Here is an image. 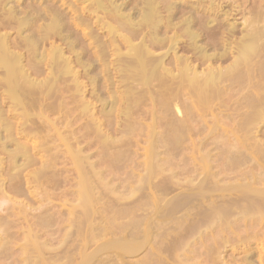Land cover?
Returning a JSON list of instances; mask_svg holds the SVG:
<instances>
[{
    "label": "bare ground",
    "instance_id": "obj_1",
    "mask_svg": "<svg viewBox=\"0 0 264 264\" xmlns=\"http://www.w3.org/2000/svg\"><path fill=\"white\" fill-rule=\"evenodd\" d=\"M257 1L259 0H0V235L5 234L3 232L5 228H1L2 225L8 226L12 222L9 221L10 223L6 224L10 219L8 218L5 221L7 215L10 214H7L5 218L8 211L10 212L11 209L18 210L19 208L18 215L23 218L26 217L28 212V209L26 210V207L22 206L23 204H19V202L17 204L15 200L10 198L11 196L8 195L10 193L6 192L8 191L6 185L9 184L11 191L14 190L15 193H20L24 190L23 184L25 183H36L37 185L41 183L42 186H45V184H49L46 183L49 180L50 183L53 182L56 185L54 187L56 189L59 185L56 183V179L50 177L54 174L49 175L48 173L52 168L51 166H54L53 172L57 168L56 165L51 164L57 161L53 162L59 157V154L61 155V152L63 156L61 159L58 158L60 161L68 160V157H64L65 154H68L70 156L69 160L72 161L71 164L73 163L78 168L76 175H79V177L77 176L79 179H74V181L78 180V189L74 186V183L72 185L77 190L76 192L73 191L76 193L78 202L73 200L75 205L74 211L71 213L74 214L78 211L76 209H79L82 212H79L80 215L85 213L87 216L93 211L91 209L93 204L95 205L94 210L97 211L99 210V208H96L97 205L104 207L106 203H100L105 200L104 195L106 193L104 190L100 191V189H103L101 187H105V185L106 187L110 186L108 184H111L113 178L116 177L112 178L111 183H107L105 181L107 177L101 181V178L98 179L100 172L99 175L97 172L96 179L94 171L97 169L95 167L97 165L92 163L95 158H91V161L89 160L90 157L85 155L98 142V145H100L98 148L103 146L108 150L102 148V151H106L107 154L111 153L107 155L106 152H103L106 156H110L108 160H105L104 157L106 156L104 155V157L102 156L103 159L108 163L111 156H114V159L113 157L111 159L114 163L115 157L118 158L119 156V159L121 158L120 153H123L121 150L123 151L125 148L124 153L127 151L126 145L131 147V143L134 145L137 143L130 142V140L134 136L137 140L140 139L135 133L141 128L142 130L146 129L148 132L146 136V140H148L146 144L149 146L148 158L150 156L155 158V154L159 158L156 148L160 142L161 145H165L163 141H166L168 150L173 145V149L176 152L178 151V154L175 153V157L181 156L183 144L190 142L188 145H191V148H187H190V150H187L190 151V154L186 153L183 148L184 153L189 155H187L188 160L185 158L187 160L185 161L184 159L186 154L180 159L187 163L191 161V167L194 165V169L190 167L191 172L188 167L185 169L189 172L184 170L189 174L188 176L193 174V177L192 175L190 176L192 178L186 176V179L190 178L187 181L179 178L180 181L182 179L184 182H179L177 175L176 178L173 177V180L176 179L177 182L173 183V180H171L174 184H170L174 188L171 192L173 194L177 192V194L170 200L166 201L165 199L168 197H164L163 194L168 193L171 187H168L169 190L166 189L167 191L164 190V192L160 188L159 192L162 195L159 196L165 198L163 199L165 203H161V205L160 201H153L154 203L150 201L149 195L154 197L155 194L152 195L147 192L145 196L148 197L150 202L144 199V205L148 204L147 209L151 208V212L150 210H143L140 219L135 218L136 216L133 217V214L132 217L136 219L135 221L126 217L130 214H125V216L122 214L128 220L131 219L130 224L131 222L133 224L129 225V221L126 219L128 227L126 236L121 238L122 234L121 236L117 235L118 238L117 240L114 239V242L110 241L106 244L104 242L96 251L94 250L95 252L92 251L93 254L89 253V256L87 254L84 256V253H86L84 251L83 259L79 260L78 264H92L95 258L100 257V253L107 252L109 249H111L110 254L107 253L105 260H102V257L101 260H98L99 262L96 260L99 264H125L121 261L125 254L132 255L141 252V250H147V252L143 253L145 255L141 263L136 261L140 264H264V139L261 137L264 135L262 131L264 127V0L262 2L260 0L261 3L259 4ZM246 3H249L250 8L245 6ZM238 16L242 21L241 33L237 28L238 22L236 20H239ZM146 106H150L151 110ZM145 107L148 111H144L143 108ZM57 114L61 117L54 118ZM140 115L143 116V119L140 118ZM51 116L54 119H51ZM136 116H139L140 119ZM144 116L146 119L147 116L149 117L146 121L150 123H142V120L145 119ZM162 116H164V119L160 118ZM165 116L172 118H169V121L167 118V120L165 119ZM160 119L161 123L166 120V123H163L166 124V132L165 126L163 127L159 123ZM79 121L82 122V126L81 129H77L81 131L84 129L97 140L94 142L95 145L91 141L92 146H89V149L85 148L88 149L86 153L85 149L82 152L76 146L74 149L72 145V141L75 140L77 143L79 138H82L83 135L86 136L82 132H78L79 130L71 129ZM158 126L160 128L162 126V131H164L163 133L160 131L162 135H167L166 140L164 137L160 141L161 138L157 137L160 134L156 130ZM155 131L158 132L157 135ZM140 132L142 134L144 130ZM140 132L138 134L143 138L144 134L140 135ZM79 133H82L81 137L77 136ZM199 133L200 135H207H204L203 139ZM117 135L119 137L116 138ZM196 135H199L200 141L195 139ZM201 138L204 141H201ZM88 139L90 141V138ZM88 139H85V141ZM141 139L138 141H141ZM211 140L212 142L209 143ZM89 141L87 142L89 143ZM195 141H198V143H195ZM219 142L221 143L219 144ZM57 143H61L59 149L62 147L67 149L65 154L66 149L63 150L64 152L59 151ZM88 143H85V145ZM129 143L130 145H128ZM54 144L58 151L54 147L52 148ZM208 144L215 145L214 148L217 149L218 155L213 154L215 149L209 150V148H206L209 151L204 152L205 146ZM122 147L124 148L122 149ZM114 148L118 150L117 155L114 153L117 150L111 152L115 150ZM137 148L139 149L138 146ZM137 148L135 147V149ZM173 149H171L172 152L169 150L167 155L173 153V156L175 152H173ZM52 150L57 151L56 154L54 151L52 154ZM109 150L110 152H108ZM127 152L125 154L129 159L130 156L128 157ZM112 153L115 155H112ZM124 153L121 155L122 157L125 155ZM133 153L131 154L134 155L135 153ZM163 155L161 154V156ZM169 155L166 158H169ZM166 158L164 157V160ZM119 159H117V162L121 161ZM157 159L155 158V161ZM178 159L179 157L176 160ZM124 160L122 161L126 162ZM172 160H168V163L167 161L166 163L169 165L170 161L173 163ZM134 161L136 160L134 159ZM157 162L160 163V169L158 163L157 167V164L154 165L152 162V167L154 165L158 168V174L160 172L165 174L168 168L165 169L161 161ZM174 162L179 163L178 161ZM56 163L58 164V161ZM36 164L41 166L37 165V170L33 168L35 171H30L26 175L25 172ZM134 164L131 166L137 165ZM101 165L104 168V162ZM180 165H177L179 169ZM116 166L114 167L117 168ZM161 167L165 169L164 172L161 171ZM172 167L175 168L176 165ZM140 169L139 171L142 170ZM146 170L148 169L146 168ZM170 170L172 172L174 169ZM108 172L107 174H109ZM152 172L155 179L158 174L155 175L154 170ZM152 172H150V169L145 172L147 174H144L141 178L144 179L147 176L145 182L139 179L138 183L141 182L139 185L145 187L152 184L154 189H158L157 178L155 180L157 185L153 184ZM178 172L183 173V171ZM62 173H64L63 170L59 174L60 177H62ZM102 173L104 174V172ZM114 173L112 174L114 175ZM112 174L110 173V175ZM59 175H57L58 180ZM171 175L173 174L170 173L169 175L167 173L170 179H172ZM183 175L184 173L180 177H183ZM49 177L50 179H48ZM133 177L135 176L133 175ZM44 179L47 181H43ZM125 179V185L128 186L127 181L129 178H126V174ZM163 179L165 178L163 177ZM131 184L135 183L132 182ZM160 184L163 186L165 183L160 182ZM63 185L68 186L69 184ZM114 185L115 183L109 188L111 189ZM139 185L138 188L134 185L133 189L127 190L129 195L125 193L126 191H122L120 194L122 195L124 192L129 202L128 196L132 199L131 197L135 193H140L137 192L139 191L137 189L142 190ZM123 187L121 185V188ZM119 189L118 191L114 190L113 194L111 193L117 200L120 199L117 197ZM40 190L44 189L41 188ZM145 190L148 191L149 189ZM116 191L118 193L114 195ZM45 192H42L44 198L47 196V193L44 194ZM66 192L70 191L67 189L64 193ZM15 193H13V198L17 200L19 198H16L18 196ZM42 193H40L39 199L42 198ZM57 193L54 192L56 196ZM67 193L65 194L66 197ZM96 193L103 194L102 198L100 196L101 199L99 198V204L97 205L95 203ZM54 194L50 196L55 197ZM73 195L74 193L70 195L72 199L74 198ZM39 199L35 200L38 201ZM27 200L30 201L31 199L27 198ZM123 200L126 202L125 196L120 199V201ZM137 200L138 198L134 202L137 203ZM48 201L50 200L43 202L47 203ZM57 201L61 202L62 200ZM120 201L118 200V203ZM134 202L127 204L131 205ZM138 202L141 205L142 201L138 200ZM33 203L35 204L34 201ZM52 203L48 202V204ZM41 204L42 206L39 204L37 206L39 209L36 210V213L40 216H36L35 206V209H33L35 215H30L31 218L38 220L39 217L45 216L46 211L44 212V210L46 209H44L43 203ZM140 205L136 207L139 211H142L143 202L141 208ZM126 206L123 207L124 209H120L121 212L126 209ZM103 207L100 209L102 211L97 214V211L95 212L96 216H99L100 212L108 211L107 208L105 210ZM152 207L154 211H152ZM59 209L57 216L61 212ZM41 210H43L42 213H40ZM130 210L132 211V209ZM14 214L15 212L13 214L11 212V215L14 216ZM67 214L64 216L69 218V212ZM51 215H53V218L64 221V223L70 221L62 220L54 214ZM80 215L76 214L78 217ZM90 215V217L93 216L92 213ZM30 216L26 218L30 219ZM50 216L47 219L48 222L51 219ZM64 216L62 218L67 219ZM116 216L120 217V215ZM116 216L114 215V219ZM123 216L121 217L123 218ZM20 217L18 221H20ZM78 217L69 219H71V223L73 222L72 224L76 225L75 220ZM88 217L86 220L83 216L80 218H82V221L91 220ZM103 219L102 217L101 220ZM44 220L46 219H42V223L45 224L46 221ZM94 220H97V218H94ZM14 221L17 220L13 219L11 225L15 226L18 222L15 223ZM58 221L55 220L58 224L54 222V224H48L53 225L51 228L58 227V225H60V229L63 228L61 227L62 222L59 224ZM113 221L111 225H105L110 227V230L105 226L103 229L105 231L109 230L107 232L109 234V232L112 233L111 226H113V229L120 227V230L125 233V230L122 229L123 227L126 228L125 223H117L119 226L115 224L114 227ZM103 222L100 221L101 224ZM30 223L33 224V222ZM86 223L77 224L80 228L82 226L86 228L88 224ZM48 224L46 223L44 227L50 228ZM93 224L94 222L90 226L89 223V226L91 228L98 226L97 223L94 224L95 226ZM101 224L99 226L103 227ZM13 225L9 228L11 229ZM72 226L70 227L72 228ZM78 226H75L76 229H80ZM141 226L143 227L141 228ZM26 227H29V225ZM36 227L35 229H37ZM31 228L33 227L31 226ZM100 230L102 229L100 228ZM100 230L97 228L98 233L95 230L97 234H92L95 231H92V233L89 231L92 235L90 237V234H88L90 243L86 241V247L88 243L91 244L92 240L97 238L95 235L102 237V234L106 233L104 230ZM8 231H6V234ZM83 231L81 233L85 234L86 232ZM32 232H27V235L24 234L26 239L23 236L21 237L23 240H29L26 243L30 244L26 249L23 248L25 250L23 255L27 256L25 259L28 261L32 259V257L30 258L31 255H26L29 253L27 252L29 247L30 249L33 247L34 256L38 255L37 258L36 256L33 258V261H29V264H50L52 261L58 262V264H71L76 259L71 255L72 252L69 253L72 249L74 250V246L72 245L73 247L69 248L71 246L66 242L69 239L63 240L62 238L60 241L69 245H64V248L59 242L57 243L64 248V251L61 247L56 250L57 247L54 245L55 249H51V256L47 263L46 259L49 256L47 253L50 252L46 248L50 247H47L49 244H46V242H51L52 238L41 243L42 240L39 242L41 236L34 235ZM59 232L63 235H60L61 237H74L72 236L73 232L69 233L71 236L66 234L68 237H65V234L61 231ZM59 232L57 233L59 234ZM76 232H78L76 235L79 234L78 230ZM45 233H47V238L57 235V233L54 234L55 232L51 235L50 232L49 234L48 232ZM118 234L120 235V232ZM38 236H40V239H38ZM7 238L10 239V236ZM74 238L77 240V237ZM208 239L214 242L207 245L206 241ZM75 242L79 245L77 242L80 241ZM0 245L3 246V243ZM54 246L52 245V247ZM228 247H231L229 249L232 250V256L228 254L231 261H228L225 256ZM66 248H69L68 253L65 250ZM116 248L120 252L115 254L112 249L115 251ZM79 249L83 252L81 246ZM20 250L23 252L22 248ZM80 250L73 252L78 256ZM46 251L47 253H45ZM239 251L244 256L240 257V255V258H236L237 256L234 255L240 253ZM111 252L115 254V257L113 253V256L111 255ZM29 254H32V252ZM45 255L48 256L44 257ZM69 255L75 259L71 257L69 259ZM101 256H105V253H102ZM64 257L65 259H63ZM252 258H256L255 261ZM63 260L66 262L64 263ZM67 261L69 262L67 263ZM25 263L27 262L25 261Z\"/></svg>",
    "mask_w": 264,
    "mask_h": 264
},
{
    "label": "rangeland",
    "instance_id": "obj_2",
    "mask_svg": "<svg viewBox=\"0 0 264 264\" xmlns=\"http://www.w3.org/2000/svg\"><path fill=\"white\" fill-rule=\"evenodd\" d=\"M259 1H260V0H259ZM259 1H257L258 4L262 2V0H261V2H259ZM246 4H247V5H246ZM246 4H245V6L248 7V6H249V3H246ZM249 8H250V6H249ZM239 18H240V17L238 16V19H239ZM236 21L238 22V24H237V28L240 30V31H239V30H238V31L241 33V30H242V24H241V22H242V21H241L240 19H239V20H236ZM237 22H236V23H237ZM146 107H147L148 109H150V106H146ZM146 107L143 108L144 111H148V109L146 110ZM150 110H151V109H150ZM52 116H53V115H52ZM52 116L50 117L51 119H54V118H57V117H58V118L61 117V115H58V114H57L56 117H54V118H52ZM54 116H55V115H54ZM136 117L139 118V116H136ZM136 117H135V119H136ZM142 117H143V116H142ZM142 117H141V115H140V118H142ZM163 117H164V116H162V117H160V118H163ZM140 118H139V119H140ZM144 118H145V116H144ZM166 118L169 120V118L171 119L172 117H169V118H168V117L165 116V119H166ZM70 119H71V118H70ZM142 119H143V118H142ZM147 119H149L148 116H147ZM147 119L145 118V119H144L145 122H144V120H142L143 122H142V121H141V122H142L143 124H145V123H146V124L150 123V122L146 121ZM163 119H164V118H163ZM163 119H162V121H164ZM167 119H166V120H167ZM166 120H165V121H166ZM117 121H118V120H117ZM149 121H151V120H149ZM160 121H161V119L159 120V123H160V125L162 124L163 127L165 126V127H164V129H165V128H166V124H165V125L163 124L165 121L162 122V123H161ZM169 121H170V120H169ZM80 122H81V121H79V123H80ZM79 123H75V124L73 125L74 127L71 128V129H72V130H75V129H76L77 131H78L79 129H81L82 122H81V125H80ZM139 123H140V122H139ZM165 123H166V122H165ZM160 125H159V126H160ZM139 126H140V124H139ZM142 126H144V125H142ZM159 126H158V128H157L156 130H157L158 132H160V134H158V132L156 133V131H155V133H156V135H157V134H158V135H161V136H158V135H157L158 138H161V139H159L160 141H162V139H163L164 137H165L164 139L166 140L167 135L165 136V135L163 134V135H164V136H163V135L161 134V131H162L163 128H162V126H161V128H160ZM75 127H76V128H75ZM77 128H79V129H77ZM139 128H140V127H139ZM263 128H264V127H263ZM263 128H262V131H263V133H264ZM82 130H83V131L79 130L78 132H82V133L85 134L86 136L88 135V137H86V136L83 135L82 138H79V139H78V142H77V143H76L75 140L72 141V145H73L74 149H75V146H76V148H77L78 150L80 149V150H82V152H84L83 150H84L85 148H88V149H89V148H90L89 146H92L91 141H92V143H94V142H96L97 140L92 136V134L86 132L84 129H82ZM139 130H140V131H143V130H144V132H145L146 134H145L144 132H142V134H141V132H140ZM143 130H142L141 128L138 129V131L140 132V135H143V134H144V135H143V138H142V136H139V134H138L139 132H138V131H137L138 133L135 131V132H136L135 135H137L138 137H140V139L142 138V139H141L142 142H141V141H138V140H140V139L138 138V140H137V139L135 138L136 136H134V137H132V138H131V136H130V138L132 139V140H130V142L134 141V143H136V142H137V143H136L135 145H134L133 143H131V144L133 145V146L131 145V147L126 145V149H127V151H128V152H127V151H126V152H127V154H128V157L130 156L129 159L126 157V156H127V155L125 154L126 152L124 153V149H125V148L122 147V149H123V148H124V149H123V151L121 150V152H123L125 155L122 157L121 155H122L123 153H120L121 155L119 154L120 157H121V158H120L121 161H120V162H119V161L117 162V159H119V156H118V158L115 157L116 160H115L114 163H113V162H112L113 160L111 161V159H112V157H113V159H114V156H111L110 161H108V163H107L105 160H108V158H109L110 156H106L105 154H107V152H106V151H102L103 149H106V148H103V146H101L100 148H98V147L100 146V145H98V144H99L98 142L96 143L97 146L95 145V143L93 144V145H95V146H93V147H91V148L89 149L90 152L87 151L88 153H87L86 155L83 154V155H85V156H89V157H90L89 160H91V158H95V160H93V161L91 160V161H92V163H95V165H97V166H95V167H97V169L95 168V169H96V170H95L96 172L94 171V173H95V175H96V179H97V176L99 175V172H100V175L98 176V179L101 178V181H102L103 179L105 180V178L107 177L106 180H105L107 183H111L110 181L112 180V178H113V177H116V178H113L111 184H108V185H110V186L107 185L108 187H106L105 184H107V183H105V181H104L105 184L102 182L103 185H105L106 189H105L104 186H102L101 188H103V189H100V191L104 190L107 196L104 195V198H105V200L103 201L104 203L102 202V200H103V199H102V200H101L102 203H100V204H105V203H106V204H105L106 206L104 205V207H103L102 205H97V204H99L98 202H99V200L102 198L103 194H99V193H98V194L96 193L97 195L95 194V200H96L95 203H96V205H97L96 208H99V210H98V211H97V210H94L95 205L93 204V208H91V209H93V211L91 212V213L93 214V216H92L93 219H92V217H90V216H91V215H90L91 213H89L87 216H86L85 213H83L82 215H80V213H82V212H80L79 209H76V210H78V211H76V212H74V214H72L73 211H74V205H75V204L73 203V200L78 202V200H77L78 198H77L76 193H75V192L77 191L76 188H77V186H78V182H77L78 180H75L76 182L74 181V179L77 178V176L79 177V175H76L77 172H78V171H77L78 168H77L73 163L71 164L72 161L69 160V159H70V158H69L70 156H69L68 154H65V153L67 152V149L64 148V147H62L63 149H62V148H60V149L58 148V147L61 145V143H57V144H56V145H58V146H57V149H58L59 151H63L64 149H66L65 152L63 151L64 154H65L64 157H66V158L68 157V160H69V161H68L67 159H64V160H63L64 157L62 158L63 161H60V160H59V159H61V157L63 156V154H62V152H61V155L59 154V157H60V158H59V157H58L59 159H58V158H57V159L54 158L55 160L53 161V162H55V161L57 160L59 165L56 163L57 161H56L55 163H52V164H51V165H53V164L56 165L55 167H57V168H56L57 170L55 169V171H54L55 173H54V172L52 171V170H54V166H51L52 168H50V171H49V173H48L49 175L54 174L55 177H54V176H50V177H51V179H52V178L56 179L57 182H56V181H55V182L59 185V186L56 188L57 190L54 188L56 185H55L53 182L50 183L51 181L49 182L48 179H50V177H49L48 179L46 178V179L48 180V182H46L47 180H45V179H44L43 181H45L46 183L52 184V185H54V186L49 185V184L46 185V184L43 183V182H42V183L45 184L46 187H45L44 185L42 186L41 183H40V184L38 183L39 185H37L36 183H35V184H34V183H33V184H32V183H31V184H27V183H25V184H27V185L23 184V188H24V190H22L20 193H15L14 190L11 191V189H9V184H7L6 186H7L8 191H6V192H8V193H10V194H11V193H12V194L15 193V195L17 194L16 196H18V197H16V198H19V199L16 200L15 198H13V197H14V194H13V196H12V194L10 195V194L7 193L9 196H11L10 198L13 199V200H15V202H17V204H18V202H19V204H23L22 206H25V207H26V210L28 209V210H27V211H28V212H27V215H28V216L26 215V217H29V216L32 215V214L35 215L36 210L39 209L37 206H39V204H40V206H42L41 203H43V205H44V209H46V210H44V212H45V211H46V212L51 211V212H48V213L45 212V214L43 213L45 216H41L42 218L39 217V218L41 219V221H39V222H41L40 224H43V225H41V226H40V224H39V222H38V220H40L38 217H37L38 220L35 219V218H31L32 216H30V219H28V218H26V217H24V218H23V217H20V216L18 215L19 208H18V210H17V209H16V210H12V209H11L12 211L10 210V212L8 211V213L5 214V218H6V215L10 213L9 215H7V218L5 219V221H6L8 218H10V219H8L7 223L5 222L6 224L10 223L9 221H12V222H13V219H14V220H17L16 222H18V223H16V222L14 221L16 224L14 223L15 226L12 224L13 227H12L11 229H10L9 227L12 226V225H11L12 222H11L8 226H6V225H2L3 227H1V228H3V229L5 228L4 230H6V231H8V230H10V231H8L7 234H6V231L3 230V232H5V234H1V235H0V240H2V241H0V242L3 243V246L0 245V246H1V249H0V250H1V252H2V250H4V251H3L4 253H3V252H2V253L0 252V253H1L0 256H2V258H0V259H2V260H0V264H24L25 261L29 264L31 261H33V258H35V256H36V258H37L38 255L36 254V255L34 256V254H33V253L35 252V251H33V247H32L31 249H30V247H29V250L27 251V252H29V253L32 252L33 256H32V254H29V253L26 252V253H27L26 255H31L30 258L32 257L31 260L29 259L30 262H29L28 260L25 259V258H27V256H25V254L23 255V253L25 252V250H24L23 248L26 249V247L30 246V244H27V243H26L27 241L29 242V240H25V239H26V236L24 237V234L27 235V232H28V233H29V232H32V231H33L32 229H35L36 226H37V227H36L37 229L39 228V229H38L39 231H38L37 229H35V230L33 231V232H35V233L32 232V234H34V235H40V236H41V239H40V236H38V237H39L38 239H40L39 242H41V240H42L41 243H44L43 241L46 242L47 240H50L49 238H52V239H51L52 244H51L50 241H49L50 243H49V242H46V244H49V246L47 245V247H50V248H46V249H49V250H47L48 252H50V251L52 252L51 249H55V246L57 247L56 250H59V249H60L59 247H61L62 245H63V247L65 248L64 245H69V244H70L71 247H69V248H72V247L74 246V247H73L74 250H73V249H72V250L70 249L71 251H69V253L71 254V252H72L71 255H73L76 259H75L74 257H71L70 255L68 256V258L71 257V258L75 259V260L72 261V263L74 262L73 264H78L79 260H82V259H83L82 255H83L84 251H86V253H84V256H85L86 254H87V256H89V253H90V254H93L92 251H94V250L96 251V249H98L99 246H101L104 242H105L104 244H106V242H110V241L112 242L114 239L117 240L118 236H121V234H122L121 238L125 237L126 234H127V231H128V227H127V224H126L127 222H126V221H127L129 218H132V220L135 221L136 219H133V217L136 216L135 218L140 219V218H141L140 216L143 215V212H144L143 210H148V211L150 210V212H151V208H148V209H147V205H148V204H145V205H144V199H145V201H147V202H148L149 200L152 201V202H153V201L155 202L156 200H157V201H160V205H161V203H163V204L165 203V201L163 200V199H165L164 197H168L167 199H165L166 201H167V200H170L171 198H173V196H175V195L177 194V192L174 193V194L171 192L172 190H174V188H173V186H170V184L174 185L173 183H176V182H177L176 179L173 180V177H175V176L177 175L176 177H177V180H178L179 182H181L182 179H183L184 181H187V180H189L190 178L193 177V174H191L192 177H190L191 175L188 176L189 174H187V172H189V171H187V169H185V168H187V167H188V168L191 167V161L189 160L190 162L187 163V162L181 161V159H180L182 156H185L184 154H186V153H189V154H190V151H187V150H190V148H191V145H188V144H190V142H189L190 140L188 141V142H189L188 144H186V142L183 144L182 147L184 148V150H185L186 153H184V150H183V148H182L181 153L183 152V154L180 153L181 156L178 155V157H179L180 160H179V159L176 160L178 157H177V156L175 157V153H177L178 151L176 152V151L173 149V148H174L173 145H172L173 147L171 146L169 150L173 149V152L175 151V152H174V155H173L174 157L172 156L173 153H172V154L169 153V154H170V155L168 154V155H169V158L172 156L171 159L166 158V157H168L167 153L169 152V150H168V146H167V144H166V141H163V143L165 142V145H166L167 148H166V147L164 148L165 145H161V142H160V143L157 145V148H158V147H159V148H158V149L156 148L157 153L159 154V158H160L161 154H162V155L164 154L165 156H164V155L161 156V158L163 159V160H162L161 158L159 159V158L157 157V156H158L157 154H155L154 157H155L156 159L158 158V159L155 161V158H153L152 156H150V158H148V157H149V155H148V147H149V146L146 144V142L148 141V140H146V136L148 135V134H147L148 132H147L146 129H143ZM160 130H161V131H160ZM163 131H164V130H163ZM163 131H162V133H163ZM165 132H166V129H165ZM82 133H79L80 135L78 134L77 136H78V137H79V136L81 137ZM89 135H90V137H89ZM199 135H200V133H199ZM199 135H196V136H195V139H196V140H197V139H198V140L200 139ZM204 135L206 136L207 134H202V135H200V136L203 137V139H204V137H205ZM144 136H145V138H144ZM92 137H93V140L91 139ZM115 137L117 138V137H119V136L117 135V136H115ZM196 137H197V138H196ZM261 137L264 139V135H262ZM88 138H90V141H89ZM133 138H134V139H133ZM262 138H261V139H262ZM85 139H88L87 141H89L90 145H88L89 143H88L87 141H85ZM203 139L201 138V141H202ZM263 139H262V140H263ZM144 141H145V143H143ZM199 141H200V140H199ZM203 141H204V140H203ZM196 142L198 143V141H195V143H196ZM207 142H208V141H207ZM211 142H212V140H211L209 143H211ZM74 143H76V144L74 145ZM85 143H88V144L85 145ZM138 143H139V144H138ZM220 143H221V142H219V144H220ZM78 144H79L80 146H79ZM141 144H142V145H141ZM143 144H144V145H143ZM54 145H55V144H54ZM54 145H52V148L54 147V149L57 150V149L55 148L56 145H55V146H54ZM128 145H130V143H129ZM145 145H146V146H145ZM168 145H169V144H168ZM208 145H209V144H208ZM208 145L205 146L204 152H206V150L209 151V150L215 149V148H214L215 145L210 144V145H209L210 147H209ZM212 145H213V146H212ZM223 145H224V144H223ZM223 145H221V146H223ZM82 146H83V147H82ZM86 146H88V147H86ZM137 146L139 147V149L137 148ZM169 146H170V145H169ZM207 146H208V147H207ZM211 146H212V147H211ZM60 147H61V146H60ZM79 147H80V148H79ZM81 147H82V148H81ZM94 147H95V148H94ZM135 147H136L137 149H135ZM141 147H143V148H141ZM188 147H190V148L187 149ZM93 148H94L95 150H94ZM97 148H98V149H97ZM102 148H103V149H102ZM130 148H131V149H130ZM162 148H163V150H162ZM206 148H209V150L206 149ZM88 149H85V153H86V150H88ZM91 149H93V150H91ZM99 149H100V150H99ZM101 149H102V150H101ZM114 149H115V148H114ZM142 149H144V150L142 151ZM159 149H160V151H159ZM164 149H165V150H164ZM166 149H167L168 151H167ZM58 150H57V151H58ZM106 150H108V149H106ZM111 150H113V149H111ZM116 150H117V148H116L115 150L111 151V152H114V151H116ZM139 150H140V151H139ZM156 150H155V152H156ZM53 151H54V150H52V152H51L52 154H53ZM57 151H54L55 154H56ZM91 151H94V152H91ZM129 151H131V152H129ZM165 151H167V152H165ZM101 152H102V153H101ZM103 152H106V153L103 154ZM108 152H110V150H109ZM119 152H120V151H119ZM133 152H134L135 154H134ZM164 152H165V153H164ZM170 152H172V150H171ZM100 153H101V155H100ZM114 153L117 155V154H118V150H117L116 152H114ZM114 153H112V155H113ZM131 153H133L134 155H132ZM137 153H138V154H137ZM139 153H140V154H139ZM214 153H215V155H216V154L218 155L217 149H215V151L213 150V154H214ZM90 154H91V155H90ZM94 154H95V155H94ZM96 154H97V156H96ZM102 154H103V155H102ZM109 154H111V153H109ZM109 154H107V155H109ZM115 154H114V155H115ZM177 154H178V153H177ZM177 154H176V155H177ZM219 154H220V153H219ZM92 155H94V156H92ZM99 155H100V156H99ZM104 155H105L107 158L104 157ZM156 155H157V156H156ZM187 155H188V154H186V157H184V159L186 158V159L188 160ZM98 156H99V158H98ZM102 156L105 158V160L103 159ZM131 156H133V157H134V156H135V157L137 156L136 158L134 157V159H135L136 161H134V159L132 160L133 157H131ZM144 156H145V157H144ZM188 156H189V155H188ZM101 157H102V158H101ZM125 157H126V159H128L127 161H126ZM143 157H144V159H142ZM164 157H165L166 159H168V160H172V159L174 158V160H172L173 163L170 161L171 163L169 162V165H168V164H167V163H168V160H166V159L164 160ZM140 158H141V159H140ZM152 158L154 159V161H155L156 163L152 160ZM175 158H176V159H175ZM101 159H102V160H101ZM120 159H119V160H120ZM124 159H125V160H124ZM186 159H185V161H187ZM189 159H190V158H189ZM66 160H67V161H66ZM122 160L126 161L127 163H126V162H123ZM129 160H131V161H129ZM147 160H148V161H147ZM91 161H90V162H91ZM98 161H99V162H98ZM142 161L145 163L146 166H148V167L150 166V168L146 167ZM157 161H161V163L163 164V166L165 167V169L168 168V169L166 170L165 174H164V173L162 174V172H160V170H159L160 173H159V174L157 173V172H158V171H157V170H158V168H157V167H158V164H159V169H160V163L157 162ZM163 161H165V163H166V161H167V163L165 164V163H163ZM174 161H178L179 163L174 162ZM96 162H97V163H96ZM103 162H104V168L102 167L103 165H101V163H103ZM105 162H106V163H105ZM109 162H110V164H109ZM138 162H139V163H138ZM152 162H153V163H152ZM69 163H70V165H69ZM111 163L114 164V165H112ZM116 163H117V164H116ZM118 163H121V164H118ZM123 163L125 164L126 167L124 166ZM134 163H136L137 165L134 166V165H135ZM141 163H142V165H141ZM149 163H150V164L152 163V164H154V165H156L157 163H158V164H157V167H155L154 165H153V167H152V164L150 165ZM189 163H190V164H189ZM132 164H134V165L131 166ZM148 164H149V165H148ZM162 164H161V166H162ZM179 164H181V165H180V169H181V170H180V169L178 168V166H177V165H179ZM184 164H187L188 166H187V165L185 166ZM37 165H40V164H36V165L30 167V168H32V169L29 168L28 171L25 172V174L27 175L30 171H35L34 169L37 170V169H38V168H37ZM66 165H67V166H66ZM100 165H101V166H100ZM105 165H106L107 169H105V168H106ZM108 165H109V167H110V166H111V167L113 166V167H112V168L110 167V169H109ZM116 165H117V166H116ZM121 165H122V166H121ZM138 165H139V167H138ZM140 165H141V166H140ZM175 165H176V167H175ZM189 165H190V166H189ZM192 165H193V164H192ZM40 166H41V165H40ZM40 166H38V167L40 168ZM58 166H59V167H58ZM74 166H75L76 168H75ZM114 166H116L117 168H115ZM142 166H143V167H142ZM144 166H145V167H144ZM172 166H174L175 168H173ZM181 166H182V168H181ZM98 167H99V168H98ZM118 167H119V169H120V168H121V169L119 170ZM122 167H123V168L125 167V168H124L125 170H124ZM134 167H135V168H134ZM151 167H152V168H151ZM154 167H155V168H154ZM33 168H34V169H33ZM126 168H127V170H126ZM129 168H130L131 170H130ZM139 168H141L142 170L140 169L141 171H139ZM146 168H147L148 170H146ZM161 168H162V167H161ZM169 168L172 169V170L174 169L173 171H175L174 173H176V174L174 175L173 171L171 172V170H170ZM176 168H177V169H176ZM191 168L194 169V165H193V167H191ZM191 168L188 169V170H190V172H191ZM101 169H102V171H101ZM128 169H129V170H128ZM149 169H150V172H152V171L154 170V172H156L155 175H156V174L160 175V176L157 175V177L155 176V177L157 178V180H158L156 183L159 184V188H158V189H157V188L154 189V188L152 187V186H153L152 184H151V185H147L148 187L145 186V187H146V188H145L143 185H142V186L139 185L141 182L138 183V182H139V179L143 178L144 174H147V173H145V172H148ZM152 169H153V170H152ZM165 169L162 168L161 171L164 172ZM182 169H183V170H182ZM59 170H60V171H59ZM62 170H63L64 173H62V174H61L62 177H60L59 174L61 173ZM98 170H99V171H98ZM106 170H107V171H106ZM116 170H117L118 172L122 171L123 173H122V172L118 173ZM184 170H186L187 172H185ZM75 171H76V172H75ZM108 171H109V172H108ZM115 171H116V172H115ZM127 171H128L129 173H126ZM131 171H132V172H131ZM168 171H169V172H168ZM178 171H183V173H184L185 176L183 175V177H180V176H182L183 173L178 172ZM56 172H57V173H56ZM58 172H59V173H58ZM97 172H98V175L96 174ZM102 172H104V174H103ZM107 172H108L109 174H107ZM114 172H115V173H114ZM143 172H144V173H143ZM74 173H75V174H74ZM101 173H102V174H101ZM105 173H106V174H105ZM110 173H111V174L114 173V175L112 174V175H113V176H112V175H110ZM121 173L123 174V176H122ZM132 173H133V174H132ZM167 173H168L169 175H170V173L173 174V175H171V176H172V177H171L172 179H170V177L167 176ZM180 173H181V175H179ZM55 174H56V175H55ZM63 174H64V175H63ZM73 174H74L75 176H74ZM78 174H79V173H78ZM125 174H126V178H127V179L129 178L128 181H127V185H128V186L125 185V181H126V179H125ZM135 174H137V175H135ZM148 174H150V173H148ZM161 174L164 175L163 177H164L165 179H163V177H162ZM57 175H59V176H58L59 180L57 179ZM95 175H94V176H95ZM103 175H106V176H103ZM108 175H109L110 177H109ZM115 175H116V176H115ZM120 175H121V176H120ZM128 175H129V177H128ZM133 175H134L135 177H133ZM138 175H139V176H138ZM102 176H103V178H102ZM119 176H120V177H124V178H120ZM136 176H138V177H136ZM151 176L153 177V184H154L156 178L154 179L153 172L151 173ZM186 176H188V177H190V178L187 177L188 179H186V178H185ZM66 177H67V178H66ZM92 177H93V176H92ZM118 177H119V178H118ZM132 177H133V178H132ZM146 177H147V176H146ZM146 177H145V178H146ZM160 177H161V178H160ZM166 177H167V179H166ZM176 177H175V178H176ZM62 178H63V179H62ZM65 178H66V179H65ZM109 178H110V179H109ZM131 178L133 179V181H132ZM137 178H138V179H137ZM145 178H144V179H141L140 181H144V182H145ZM168 178H169V179H168ZM179 178H182L181 181L179 180ZM54 179H53V180H54ZM61 179H62V180H61ZM64 179H65L66 181H65ZM77 179H79V178H77ZM115 179H118V180H115ZM123 179H125V180H123ZM92 180H93V179H92ZM99 180H100V179H99ZM121 180H122V181H121ZM129 180H130V181H129ZM137 180H138V181H137ZM161 180H162V181H161ZM169 180H170V181H169ZM171 180H173V183H172ZM41 181H42V180H41ZM41 181H40V182H41ZM108 181H109V182H108ZM115 181H116V182H115ZM123 181H124V182H123ZM131 181H132L133 183H135V184H131V183H132ZM134 181H136L138 184H137L136 182H134ZM159 181H160L161 183L163 182V183H165V184L162 186V184H160ZM168 181H169V182H168ZM184 181H182V182H184ZM119 182H120V183H119ZM128 182H129V183H128ZM166 182H167V183H166ZM196 182H197V181H196ZM61 183L65 184V185H68V184H69L70 186H69V185H68V186H64V185L61 184ZM66 183H67V184H66ZM71 183H72V184H71ZM73 183H74V186H75L76 188H73V187H72ZM114 183H115L114 187L112 186V188L110 189L109 187H111V185L114 184ZM116 183H117V184H116ZM156 183H155V184H156ZM136 184H137V186H136ZM142 184H144V183H142ZM157 184H156V185H157ZM168 184H169V186H167ZM34 185H35V186H34ZM40 185H41V186H40ZM121 185L124 186V187H123L124 189L121 188ZM129 185H130V186H129ZM134 185H135L137 188H138V185L141 186V189H142L143 191L140 190V189L135 188V189L139 190V191H137V192H140V193H138V194L135 193V195L131 197L133 200L130 199V196H128V197H129V202H128V200H127V199H128V198H127V195H129V194L127 193V190H131V188L133 189V188L135 187ZM32 186H33V187H32ZM36 186H38V188H36ZM39 186H40V187H39ZM47 186H48V187H47ZM125 186H126V187H125ZM133 186H134V187H133ZM150 186H151V187H150ZM25 187H26V188H25ZM27 187H28V188H27ZM61 187H63V188H61ZM64 187H66V188L64 189ZM70 187H72V188H70ZM116 187H117V188H116ZM119 187H120L121 190L119 189ZM168 187H169V188L171 187L172 189L170 188V190H169ZM39 188H40V189L43 188L44 190H40ZM45 188H46V189H45ZM47 188H48V189H47ZM49 188H51V189L54 188V189H53V190H51V189L49 190ZM69 188H70V189H69ZM108 188H109V189H108ZM115 188H116V189H115ZM125 188H126V190H125ZM139 188H140V187H139ZM144 188H145V189L148 188L149 190L146 191ZM160 188H162V190H161ZM67 189H68V191H70V192H68V193L66 192V193H67V197H66V196H65L66 193H64V192L67 191ZM77 189H78V188H77ZM107 189H108L109 191H108ZM118 189H119V193L117 192ZM159 189H160L162 192H164V190H166V189L169 190V192H168L169 194L166 193L168 196H167L166 194H165V195L163 194L164 197H163V196H159V195H162V193L159 192ZM46 190L49 191V192H47ZM54 190H56V191H54ZM61 190H62L63 192H62ZM71 190H72V191H71ZM73 190H74L75 192H74ZM111 190H112V191H111ZM114 190H117L116 193H115L114 195H116V194L118 193V194H117V195H118L117 197L120 198V199H123V197L125 196V197H126V202H124L125 200L120 201V199H118V200L121 202V204H120V202L118 203L117 198L115 199V196H112V195H111L112 192H115ZM152 190H153V191H152ZM167 190H166V191H167ZM45 191H46V192H45ZM58 191H61V192H58ZM100 191H99V192H100ZM122 191H124V192L126 191L125 193H126L127 195H124V192H123L122 195H121L120 193H121ZM157 191H158L160 194H159ZM166 191H165V192H166ZM42 192H45L44 194L47 193V194H46L47 196H46L45 198H44V195H43ZM50 192H51V193H50ZM54 192H55V194L58 192V193H57L58 195L56 196V195L54 194ZM128 192L130 193V191H128ZM145 192H146V193H145ZM147 192H148V193H151L152 195L155 194V196L152 197L151 195H149V200H148V197L145 196V194H147ZM156 192L158 193V196H157V193H156ZM170 192L172 193V195H171ZM173 192H175V191H173ZM40 193H42V195H43V196H42L43 199L40 198V199H42V200H41L42 202H41L40 199H39V196H41ZM49 193H50V194H49ZM59 193H60V194H59ZM62 193H63V194H62ZM69 193H70V194H69ZM73 193H74V195H73L74 198L72 199V197H70V195H72ZM37 194H38V195H37ZM51 194H54L55 197H54L53 195L50 196ZM68 194H69V195H68ZM112 194H113V193H112ZM119 194H120V196H121L122 198L119 196ZM136 194H137V195H136ZM19 195H20V197H19ZM62 195H64V196L62 197ZM123 195H124V196H123ZM27 196H28V197H27ZM31 196H32V197H31ZM48 196H50L51 198L48 197ZM68 196H69V197H68ZM97 196H98V199H97ZM100 196H101V198H100ZM30 197H31V198H30ZM52 197H53V200H52ZM58 197H59V198H58ZM141 197H142L143 199H140ZM20 198H21V200H20ZM27 198H28V199H31V200L29 201V200H27ZM34 198H35V199H39V200L37 201V200H35ZM57 198H58V199H57ZM61 198H62V199H61ZM99 198H100V199H99ZM134 198H135V199H134ZM137 198H138L139 201H142V202H143V205H142V202H141V205L143 206L142 211H139L138 208H137V207L140 205V204H139L140 202H138V200H137V203H138V204L134 202V200L136 201ZM25 199H26V200H25ZM48 199L50 200V201H48V202H50V203L53 202V203H52V204H48V202H47V203L43 202V201H45V200L47 201ZM54 199H56V200H54ZM69 199H70V202H69ZM124 199H125V198H124ZM18 200H19V201H18ZM32 200L35 202V204L33 203ZM57 200H60V201L62 200V201H61V202H58ZM131 200H132V201H131ZM39 201H40L41 203H40ZM65 201H66V202L68 201L69 204H68V202L66 203ZM150 201H149V202H150ZM64 202H65V203H64ZM77 202H76V204H77ZM116 202H117V203H116ZM123 202H124V203H123ZM130 202H134V204H131V205H130V204H127V203H130ZM147 202H145V203H147ZM154 202H153V203H154ZM54 203H56V204L54 205ZM107 203H108V204H107ZM122 203H123V204H122ZM32 204H33L34 207L32 206ZM45 204H46V206H45ZM47 204H48L49 207L47 206ZM118 204H119V205H118ZM124 204H125V205H124ZM135 204H137L138 206L135 205ZM149 204H150V203H149ZM50 205H51V206H50ZM57 205L60 207V209H59V207H58ZM123 205H124V206H123ZM126 205H127V206H126ZM129 205L132 206V207H130ZM133 205H135V206H133ZM141 205H140V208L142 207ZM150 205H151V204H150ZM35 206H36V209H35ZM54 206H55V207H54ZM125 206H126V209H125L124 211L121 212V210L124 209ZM136 206H137V207H136ZM145 206H146V208H145ZM25 207H24V208H25ZM45 207H46V208H45ZM102 207H103L104 209L107 208L108 211H109V213H108V211H104V212H100V213H102V214L99 213V216H98V215L96 216V215H95V212L97 211V212H96V214H97L99 211H102V210H100ZM123 207H124V208H123ZM129 207H130V208H129ZM40 208H41V207H40ZM52 208H53V209L55 208V209L53 210ZM96 208H95V209H96ZM127 208H129V209H127ZM33 209H35V213H34V210H33ZM51 209H52V210H51ZM58 209H59L61 212L63 211L64 214H63V212H62V213L60 212V213H58L59 215L57 216V211H58ZM80 209H81V208H80ZM82 209H83V208H82ZM104 209H103V210H104ZM120 209H121V210H120ZM130 209H132V211H131ZM47 210H48V211H47ZM67 210H68V211H67ZM105 210H106V209H105ZM140 210H141V209H140ZM32 211H33V212H32ZM42 211H43V210H41L40 213H42ZM83 211L86 212L85 209H83ZM152 211H154V210H153V207H152ZM11 212H12V214H13V212H15L14 216H15L16 219L14 218L13 215H11ZM37 212H38V211H37ZM53 212H54V213H53ZM58 212H59V211H58ZM68 212H69V216H70V213L72 212V213H71V216H70L69 218H72V219H73V218H75V217H78V216H76V214H77V215H80V217L83 216V218H85V220H86V218L89 216L88 218L91 219V220L85 221V220L83 219L84 221H82V218H80V217H78V218H80V219H78V218H76V220L74 219V220H75L77 223H79L80 225H82L83 222H87V223H88V224L86 223L87 225L85 224V225H86V228H85L84 226H82V227L80 228V227L78 226L77 223H76V225L72 224L73 222L71 223V219H69V218L67 217V216H68V214H67ZM79 212H80V213H79ZM117 212H118V214H117ZM55 213H56V214H55ZM103 213H104L105 215H104ZM46 214H47V216H46ZM50 214H54L55 216L60 217V219H62V220H70V221H67L68 223H67V222L64 223V221H60L59 218H53V215L50 216ZM62 214H63V215H62ZM65 214H67V216H64ZM84 214H85V215H84ZM122 214H124V216H125V214H130V215H126V217H128V219H127V218H125ZM131 214H132V215H131ZM133 214H134V216H133ZM16 215L18 216V218H17ZM72 215H74V217H72ZM114 215H115V216H116V215H120V217H119V216H116V218H115V219H116V223H115ZM11 216H13V217L11 218ZM36 216H40V215H38V214L36 213ZM49 216H50L51 219H50V221L48 222L47 219H49ZM62 216L66 217L67 219H65V218L63 219ZM104 216H105V217H104ZM106 216H107V217H106ZM121 216H123V218H122ZM129 216H131V217H129ZM132 216H133V217H132ZM19 217H20V221H18V220H19ZM33 217H34V216H33ZM47 217H48V218H47ZM98 217H99V218H98ZM102 217L104 218L103 220H101ZM112 217H113V218H112ZM44 218L46 219V220H44V221H46L45 224H44V222L42 223V219H44ZM94 218H95V219L97 218V220L99 219L101 222H103V221H104V222L101 224L99 220H98V221H97V220H94ZM100 218H101V219H100ZM117 218H118V219H117ZM124 218H125V219H124ZM21 219H24V220L26 219V221H24V220L21 221ZM31 219H32V220H31ZM77 219H78V220H77ZM111 219H112V221L114 220V221H113V225H114V227H115V224H117V223H118V224H121L122 222L125 223V226H126L127 229L124 228V227L122 226V227H123L122 229L125 230V233H124L123 231L120 230V227H115V228H117V229L119 228V229H118V231L120 230V231H119V232H120V235H119V234H118L119 232L117 231V229H115V228L113 229V226H111V228H112V233L109 232V234H108L107 232L110 230V227H108V226H109V224L111 225V223H112ZM122 219H123V220H122ZM126 219H127V220H126ZM29 220H31V221H29ZM55 220H56V221L59 220V221H58L59 224H61L60 222H62L61 227H63V228H61V229H64V228H65V229H64V230H61V229L59 228L60 225H58V227L55 226V228H54V227L51 228L53 225H49L48 223H52V224L57 223V222H55ZM79 220H81L82 222L80 223ZM130 220H131V219H130ZM130 220H128V221H129V225L132 224V222H131V224H130ZM23 221H24V222H23ZM91 221H92V222H91ZM19 222H20V223H19ZM25 222H27V223H25ZM30 222H33V224L31 225ZM53 222H54V223H53ZM93 222H94L95 225H96V223H97L98 226H99V224H101V226H103V227H100V226H99V227H100L102 230H100V228H99L97 225H96V226H97V227H96L94 224H93V226H95V227H92V228H91L90 226H92V223H93ZM95 222H96V223H95ZM98 222H99V223H98ZM5 223H4V224H5ZM22 223H23L24 225H23ZM35 223H36V224H35ZM46 223L48 224V226H50V228L44 227V225L46 226ZM74 223H75V222H74ZM89 223L91 224L90 226H89ZM57 224H58V223H57ZM65 224H66V225H65ZM70 224H72L73 226L70 225ZM106 224H107L108 226H105ZM118 224H117V225H118ZM10 225H11V226H10ZM25 225H26V226L29 225V227H26ZM63 225H64V226H63ZM122 225H123V224H122ZM129 225H128V226H129ZM132 225H133V224H132ZM31 226H32L33 228H31ZM65 226H66V227H65ZM70 226H72V228H71ZM75 226H78L80 229H78V228L76 229ZM104 226L107 227V228H109V230L105 231V230L103 229V228H105ZM118 226H119V225H118ZM120 226H121V225H120ZM40 227H41V228H40ZM43 227H44L45 229H44ZM142 227H143V226H141V228H142ZM8 228H9V229H8ZM57 228H58L59 230H58ZM73 228H74V229H73ZM83 228H85L86 230L83 229ZM87 228H90V229H87ZM93 228H94V229H93ZM97 228H98L100 231H103V230H104L108 235H107L106 233H105V234H102V235H103L102 237H99V236H96V235H95V237H97V238H96V239L93 238V239H95V240H92L93 242H91V244H89V243H90V242L88 241V240H90V239H89V236H88V234H90L89 231H91V233H92V231H95V230L97 231ZM107 228H106V229H107ZM133 228H134V227H133ZM47 229H48V230H47ZM53 229H55V230L53 231ZM75 229H76V231L78 230V231H79V234H81V235H79V234L76 235V233H78V232H76ZM81 229H83V230H85V231H83V230H81ZM92 229H93V230H92ZM21 230H22V231H21ZM43 230H44V231H43ZM87 230H88V231H87ZM114 230H116L118 233L115 232ZM23 231H25V232H23ZM36 231H38V232H36ZM51 231H53V232H51ZM59 231H61V233H64V234H65V237H68L66 234H69V233H72V232H73V233H72V236L77 237V240H76L74 237H72V238L70 237V238L73 240V241L71 242V241H70V240H71L70 238H64V237H61L60 235H62V234H60ZM82 231H83V232H86V233H85V234H84V233H81ZM96 231H95L94 233H92V234H95ZM241 231H243V230H241ZM241 231H240V232H241ZM17 232H18V233H17ZM45 232H48V234H49V232H50V235L53 234L54 232H55L54 234H56L57 232H59V234L57 233L58 236L55 235V237H52V236H54V235H52V236H49V235H48L49 237L47 238V236H46L47 233H45ZM98 232H99V231H97V233H98ZM113 232H115V233L113 234ZM8 233H9V235H8ZM39 233H40V234H39ZM44 233H45V235H44ZM97 233H96V234H97ZM116 233H117V234H116ZM123 233H124V234H123ZM16 234H17V235H16ZM74 234H75V235H74ZM83 234H84V235H83ZM92 234H90V237H91ZM240 234H242V233H240ZM20 235H21V236H20ZM78 235H79V236H78ZM82 235H83V236H82ZM105 235H106V236H105ZM117 235H118V236H117ZM5 236H7V237L10 236V239L7 238V237H5ZM14 236H15V237H14ZM22 236H23V238H25L24 240L21 238ZM45 236H46V238H45ZM59 236H60V237H59ZM62 236H63V235H62ZM69 236H71V234H69ZM80 236H82V237H80ZM57 237H58V238H57ZM98 237H99V238H98ZM62 238H63V240H64V239H69V241H68V240L66 241V242L69 243V244H66V242L62 243V242L60 241V239L62 240ZM56 239H58V240H56ZM8 240H9V241H8ZM108 240H109V241H108ZM214 240H215V239H214ZM3 241H4V242H3ZM5 241L8 243L7 245L5 244V243H6ZM75 241H80V242H77V243H79V245H77ZM86 241L89 242V243L87 242V243H88V246H87V247H86V245H87V244H86ZM58 242H59V244H61V246L57 244ZM60 242H61V243H60ZM82 242H83V243H82ZM113 242H114V241H113ZM213 242H214L213 240L208 239V240L206 241V244H207V245H210V244L213 243ZM2 243H0V244H2ZM71 243H73V244H71ZM4 244H5V245H4ZM46 244H45V246H46ZM84 244H85V245H84ZM26 245H27V246H26ZM52 245H53V246L55 245V246L52 247ZM57 245H58V246H57ZM72 245H73V246H72ZM263 245H264V244H263ZM22 246H23V247H22ZM24 246H25V247H24ZM80 246L82 247L83 252H81V250L79 249ZM63 247H61V249L64 251V248H63ZM67 247H68V246H67ZM198 247H200V245H198ZM21 248H22L23 252L20 250ZM69 248H68V249H67V248L65 249L66 252H67V250H69ZM75 248H76V250H75ZM229 248H231V247H228V248H227V252H226L227 255L225 254V256H226V259H227L228 261H231V260H229L230 257H228V254H229L230 256H232V255H231V254H232V250L229 249ZM34 250H35V249H34ZM77 250H80V252H78L79 255L81 254V255H80V256H81L80 258H79V255L77 256L76 253L73 252V251H77ZM110 250H111V249L107 250V252H106V251H103V252H102V253H105V256H101L102 253H100V254H99L100 257H98V259H96V258H95V260L92 259V260L94 261V263H93L92 260H91L92 264H95V263L97 264V263L99 262L98 260H101V259H100L101 257H102V260H105V259H106V256H107L108 254H110ZM116 250H117V251H116ZM47 251H46L45 253H47ZM95 251H94V252H95ZM112 251H113L115 254L120 252L117 248L115 249V251H114V249H112ZM21 252H22V253H21ZM51 252H50V253H47L49 256H48V255H45V256H44V257L48 256L47 259L45 258V259L47 260V261H46L47 263H48V259H49V257L51 256V255H50ZM91 252H92V253H91ZM108 252H109V253H108ZM113 252H111V255H112V256H113V254H114ZM144 252H147V250H141V252L139 251V252H137V253H135V254H132V255H131V254H130V255H129V254H125L124 257L122 258L123 260H121V261H122L123 263H125V264H127V263H128V264H136V263H137V264H140L141 261H142V258H143L144 255H145V254H143ZM239 252H240V251H239ZM36 253H37V252H36ZM67 253H68V252H67ZM67 253H66V254H67ZM107 253H108V254H107ZM112 253H113V254H112ZM240 253H241V252H240ZM240 253L235 254L234 256H235V257L237 256L236 258H238L240 255H241L240 257H243L244 254H242V253L240 254ZM2 254H4V255H2ZM38 254H39V253H38ZM53 254H54V251H53ZM115 254H114V257H115ZM22 255H23V256H22ZM67 255H68V254H67ZM67 255H66V256H67ZM103 255H104V254H103ZM127 255H128V256H127ZM109 256H110V255H109ZM112 256H111V257H112ZM28 257H29V256H28ZM125 257H126V258H125ZM240 257H239V258H240ZM257 257H258V256H257ZM257 257H256V258H257ZM20 258H21V259H20ZM66 258H67V257H66ZM78 258H79V259H78ZM103 258H104V259H103ZM256 258H252V259L255 261ZM50 259H51V258H50ZM63 259H65V257H64ZM69 259H70V258H69ZM140 259H141V260H140ZM230 259H231V258H230ZM23 260H25V261L23 262ZM66 260H67V259H66ZM96 260H97L98 262H97ZM63 261H64V263L66 262L65 260H63ZM63 261H62V262H63ZM69 261H70V260H69ZM69 261H67V263H68ZM136 261H138V262L140 261V263H138V262H136ZM22 262H23V263H22ZM52 262H53V263H52ZM52 262H51L52 264H58V262H57V263H55L54 261H52ZM134 262H136V263H134ZM188 262H189V261H188ZM192 262H193V261L191 260V263H192ZM27 263H25V264H27ZM51 263H50V264H51ZM70 263H71V262H70ZM72 263H71V264H72ZM189 263H190V262H189ZM62 264H63V263H62ZM68 264H69V263H68ZM98 264H99V263H98Z\"/></svg>",
    "mask_w": 264,
    "mask_h": 264
}]
</instances>
